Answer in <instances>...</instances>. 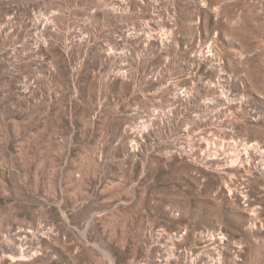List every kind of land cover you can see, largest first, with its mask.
I'll return each mask as SVG.
<instances>
[{"label": "rangeland", "instance_id": "374dc122", "mask_svg": "<svg viewBox=\"0 0 264 264\" xmlns=\"http://www.w3.org/2000/svg\"><path fill=\"white\" fill-rule=\"evenodd\" d=\"M0 264H264V0H0Z\"/></svg>", "mask_w": 264, "mask_h": 264}, {"label": "bare ground", "instance_id": "6f19581e", "mask_svg": "<svg viewBox=\"0 0 264 264\" xmlns=\"http://www.w3.org/2000/svg\"><path fill=\"white\" fill-rule=\"evenodd\" d=\"M220 145V144H219ZM256 144L255 143H251V146H255ZM232 146V145H231ZM236 146V145H235ZM220 148V147H219ZM228 148V147H227ZM236 159V158H235ZM230 160H233V159H230ZM235 162V161H233Z\"/></svg>", "mask_w": 264, "mask_h": 264}]
</instances>
